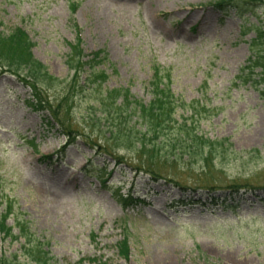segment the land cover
<instances>
[{
  "label": "rangeland",
  "instance_id": "rangeland-1",
  "mask_svg": "<svg viewBox=\"0 0 264 264\" xmlns=\"http://www.w3.org/2000/svg\"><path fill=\"white\" fill-rule=\"evenodd\" d=\"M220 1L0 0V32H25L34 59L53 77L72 76L65 62L68 44L77 39L75 22L84 53L107 57L101 64L107 90H127L148 104V84L159 67L168 73L175 98L205 108L198 134L225 143L205 163L157 158L166 176L256 188L235 205L221 191L210 198L228 205L179 202L173 184L128 167L151 168L140 157L122 151L118 156L127 163L117 165L81 136L70 144L48 114L26 107L30 90L0 72V200L13 205L7 222L13 234L14 218L26 221L55 264H264V73L254 63H264V0H238L241 9L227 14L215 8ZM71 4L79 6L75 16ZM53 92L47 98L64 123L103 145L102 135L76 111L87 107L89 96L74 97L68 115V105L56 106L62 90ZM191 112L179 115L187 120ZM48 156L53 159L45 162ZM98 169L109 175L98 177ZM142 194L144 202L132 199ZM125 236L127 255L118 248ZM23 245L0 233V257L24 262Z\"/></svg>",
  "mask_w": 264,
  "mask_h": 264
},
{
  "label": "trees",
  "instance_id": "trees-1",
  "mask_svg": "<svg viewBox=\"0 0 264 264\" xmlns=\"http://www.w3.org/2000/svg\"><path fill=\"white\" fill-rule=\"evenodd\" d=\"M215 8L222 14H227L232 9L236 11L241 9L238 0H222L216 3ZM76 11L77 6H72L73 15ZM74 28L77 30V40L68 44L69 53L65 62L72 76L64 80L53 77L42 63L34 59L32 54L34 44L25 32L16 29L7 36L0 32V72L15 77L30 90V98L25 102L27 107L33 112L48 114L50 125L55 122L58 130L64 133L70 144L76 141L74 137L76 134L81 136L87 145L95 144L102 155L112 158L117 165L127 163L126 159L118 156L122 151L140 157L141 162L151 163V168L148 170L144 166L134 167L128 164V167L137 173L149 176L154 182L163 181L166 184H173L187 201L200 202L201 196L210 198L221 191L229 193L232 196L231 201L234 202L235 198L242 199V195L249 190L255 191L256 188L236 182L223 187L216 183L182 182L178 177L166 176L167 174L160 171L162 166L160 167L156 161L157 158L169 160L170 157L178 156V159L183 161L186 156L194 163H205L216 158V147L223 146L225 142L211 141L198 134L196 126L205 119V108L203 106L198 108L194 104L189 106L175 98L170 89L168 73L159 67L154 68L153 77L148 84L152 96L148 104L133 99L127 90H107L105 83L108 75L101 68V64L107 62V57L103 52L86 55L82 46L81 32L76 25ZM257 30L258 27L255 28V32L260 34L261 32ZM254 63L260 65L261 72L264 73V63L261 64L260 59ZM245 71L246 69L242 72ZM58 90H62V95L56 99V106L59 102L68 105V115L70 113L73 115L74 97L85 94L89 96L87 107L78 106L76 111L81 121L90 124L102 135L103 145L99 146L100 144L94 143L90 136L80 135L64 123L59 107L53 108V102L51 103L47 98L48 95L50 99L53 98L52 95H55L53 91ZM189 108H192L193 112L186 120L184 116L179 115V112ZM106 142L113 143L119 152L113 149L110 151ZM174 162L177 160L174 159ZM98 171L101 172L97 174H104L103 169ZM243 190L244 192L241 193ZM210 199L218 201L215 198ZM130 200L129 202H132ZM3 205L5 208L3 212L0 211V233L4 239L24 242L22 257L25 261L21 262L18 257L10 259L0 257V264H55L45 250V245L30 232L26 221L18 217L14 218L18 235L13 234L14 227L7 226L8 220L14 217L13 205L7 200L0 203V209ZM124 240L125 242L118 244V248L127 255L128 237L125 236Z\"/></svg>",
  "mask_w": 264,
  "mask_h": 264
}]
</instances>
